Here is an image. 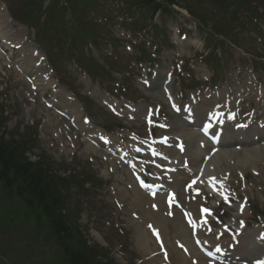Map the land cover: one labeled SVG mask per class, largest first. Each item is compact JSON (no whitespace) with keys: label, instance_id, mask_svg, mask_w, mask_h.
<instances>
[{"label":"rangeland","instance_id":"obj_1","mask_svg":"<svg viewBox=\"0 0 264 264\" xmlns=\"http://www.w3.org/2000/svg\"><path fill=\"white\" fill-rule=\"evenodd\" d=\"M3 1H6V3L10 6L12 14L13 8H15V13L19 12V8L22 9V2H20V0ZM102 1L103 3H107H105L103 7L96 5L94 14H91L90 10L88 9L82 10L81 6L78 7V11H81L86 21V24L83 26V28L90 29L91 34L94 36H98L101 34L102 36L106 35L103 40H100L94 45L89 46L90 51L86 52L87 55L101 59L104 55L111 56L109 55L111 53V58L107 59L106 61L115 62V64H117L118 66H122L118 70H113L111 72L110 78L107 80L111 92H114V90L117 88L116 85L121 83L124 80V77L129 72H136V69L139 70L140 73L142 71V69L140 68L142 66L141 62L144 64V61L140 60V62L137 60V57L139 56V50L136 47V45L141 42V36L135 33V28H129L126 25V18L124 13L125 9L123 7V3L117 2L121 0ZM258 2L264 7V0H258ZM17 18H19V16ZM194 23V20L190 16H178L177 21L165 22L164 24L167 25V29L169 31L167 34V41H173L174 43L177 42V28H179L182 32H185L186 35L196 33L198 30L196 29ZM16 26L19 25L15 24V27ZM12 31L14 32L12 33L15 34V29H13ZM16 32H18V29L16 30ZM22 32L20 34H22ZM0 33L1 36L6 38L2 31H0ZM26 35L29 41L34 40L33 32L28 26L26 27ZM54 35L55 33L50 30L45 35L47 37H50L48 45L43 41V44H36L39 49L42 48L44 51H47L48 54L54 56L55 73L53 74V77L59 80V74H62L67 81L74 85V87L79 86L83 92L95 96L98 101L105 97L104 93L110 94L106 91L108 90L107 88L106 90L103 89V85L89 83L82 71L74 70L73 58L70 59L66 53L61 55H58V52L56 53V48H54L53 42ZM119 36H121L120 38L122 39H124V36L130 37L132 39V42H134L133 46L127 44V47L123 48V45L121 43H116L117 48L115 50V47H112L115 50V52L112 53L111 42L109 41V38H119ZM13 38L14 37H12L11 39L13 40ZM27 39L25 36L26 43ZM189 41V38L179 40V42L184 45H182L184 48L185 44H188ZM194 44L197 45V42H195ZM155 46H157V41L153 42V44L150 45L149 48L152 50L155 48ZM181 49L182 48L180 46L178 47L177 45H174L172 48H160V52L157 54V58L155 60V64H159L156 69L159 68L160 70L161 65H163L164 67L168 66V63L166 62L171 60V58L173 57V51L171 50H175L178 53L179 51H181ZM196 49L197 48H194V52L198 55V51H200V49ZM162 50L170 51L163 52L161 54ZM160 57L166 58L161 60ZM199 59L200 57H197V60ZM10 62H12V60ZM4 63L9 62L2 61L0 63V109H3V114L7 118L6 131L12 133L13 131H15L16 127L18 130H20L22 129L21 126L37 123L39 128L38 148L45 151L48 155L51 156V159H49V161L53 162L54 165H58L57 162L61 161H73L76 164L84 166L85 169H88L90 165L87 161L92 160V162H94V165L97 166H93L94 171L99 176H104L105 178L103 179L104 183L100 187H96L95 191H93V188L89 192L81 191L76 193L72 198V201H74L75 203H79L78 207L82 209V212L80 214L81 221L79 224L81 229L86 233L87 239L91 243L98 242L106 249H108L110 251V254H113L116 257L117 262H119L120 264H166L165 262H160L157 259L158 255L149 257L148 252L144 251V249L140 246L139 241L138 244L140 247L138 246L133 236V231L136 228L137 238V230L141 229L140 227H135V225L140 224L141 221L134 218L131 214L132 207L130 195H126L125 201L120 199L118 195V186L123 187V185L118 181V176L112 173L115 172L121 174L122 170L125 168L116 167L111 171L108 170L110 169L109 161L117 164L115 160H110L107 157L109 153L104 152L100 148L98 149V156H95L94 153L90 150H86V144L83 141L81 130L79 128L72 127L73 124H80L81 115L79 116V122L75 119L72 122H69L67 118V116L70 117L69 114H67L66 116L64 112H60L53 108L52 105H50L49 101L51 102L52 98L50 95V90L40 93L38 90L30 89L29 85L24 81V77L23 81L19 79L20 74H18L16 71V69L18 70V68L13 69L14 64L8 67L5 66ZM34 63L36 64V61ZM34 66L35 65L31 67V70ZM164 67L161 69V76L165 69ZM123 69H127L129 72H125L124 74L119 73ZM159 70L152 74L151 79L157 78V75L160 72ZM135 75L136 73H134L133 75L134 84L140 87L141 84L139 83V80L142 77H137ZM157 79L160 80V77ZM39 80L40 78H37L36 82H38ZM53 82H56V80H53ZM59 83H61L60 80ZM45 85H47L46 82L39 83L38 88L39 86L40 88H44ZM64 88H66V86H64ZM157 94L161 97L163 93L161 91H157ZM115 96L116 97L113 98L108 96L109 98H107V101L104 104L108 107H113V104L110 101L119 98V96ZM136 108L137 111L135 112V114L133 113L135 119L131 120L130 124L134 126L135 131L145 134V130L141 120L143 117V112L145 110V105H143L141 100H139L136 103ZM125 109L126 108H121L116 111V114L123 112L120 115V117L122 118L116 117L115 114L109 115L108 117H116L120 120H127L128 116L125 113ZM75 113L78 114V110ZM103 120L106 121L107 119H105V117H102L101 114L99 115L98 119H96V121L98 122H101ZM93 125L95 126L97 124L93 122ZM116 146L121 147L120 144H117ZM39 151L40 150H38L37 153H39ZM105 156L107 157V159H105ZM262 164H264V160L261 161L260 165ZM101 167H103L105 170L98 169ZM237 167L247 176V178H249V180H246L247 194L252 198L255 197L258 203L264 207V195H262L261 192L256 193V191H258L256 188L258 187H254L255 181L258 179V177H255L250 173V166ZM220 168L221 167H219L218 170H222ZM81 170L82 169L77 168V172H82ZM115 198H117L120 202L118 206L114 204ZM21 209L22 206H20L17 198L14 195L7 196L6 192L3 190L0 184V258L5 263L11 261V258L7 255L9 235H11L13 242L15 240L19 241L15 242V246L18 247L17 251L22 253H25L27 249L26 246H35L32 241H29L30 245H26L24 241H28L29 238H38V235L35 232L34 234H31V236L24 238L22 236L20 226L18 227V229H16V233L14 230V232H11L12 234L8 235L7 228L5 226L8 222L5 220V218L8 220L15 219V223H22L21 220L28 221L24 217L23 211ZM136 212L140 215L138 210H136ZM30 225L32 226L31 222H29L28 224H23V226L29 227ZM15 227H17V225H15L14 228ZM163 228L165 230L167 229L164 225ZM27 231L30 232L28 229ZM146 237L150 238L149 234ZM169 240L171 241V239L165 240V242L167 241L166 244L168 245L169 243L171 244ZM148 245L149 247L153 246V241L148 240ZM172 245H169V248L173 249L174 251L173 247L175 244L172 243ZM36 248L37 250L34 252V254L37 259H35L33 255L25 253L22 254V256H26L25 259L27 261L21 257L20 261L15 262V264H27V262L31 263V260L36 261L37 264H54L56 263V261H58V254L54 252V248H52V245H50V243L45 242L44 238L39 236V242L36 245ZM152 249H156V247H153ZM121 250H124L125 253H121ZM156 251L158 250H155L154 252ZM151 253L152 252H150L149 254ZM45 254L47 256H45Z\"/></svg>","mask_w":264,"mask_h":264},{"label":"bare ground","instance_id":"obj_2","mask_svg":"<svg viewBox=\"0 0 264 264\" xmlns=\"http://www.w3.org/2000/svg\"><path fill=\"white\" fill-rule=\"evenodd\" d=\"M15 24L19 25L18 23H15L9 16L8 13H6V10H0V31L2 29V32L6 36V40H10V45L9 46V54L13 56L14 58H18L20 55H17L15 50L17 49L15 46L21 49L23 54L21 53V58H18L19 61L21 62V65L23 66L24 72H28V74L31 76H35L34 84L37 83H45V76L44 75H37V72H43V62L39 61V57L41 56L39 53L35 51L34 48H26L28 45L26 44V40L22 41V38H12L11 31L15 29ZM20 26V25H19ZM3 28L6 29V31L3 30ZM10 32V34H8ZM1 34V33H0ZM10 35V36H9ZM8 36V37H7ZM15 36V34H14ZM4 38L3 36H1ZM10 37V38H9ZM9 45L8 43H6ZM15 49V50H14ZM8 54V56H9ZM36 61V64L34 62ZM33 65H36L33 67L31 70V67ZM37 78H40L38 82H36ZM47 85L49 82H46ZM42 86V85H40ZM232 131V128H230ZM194 134V133H193ZM192 133H187L183 135L185 139V144L186 148L184 151V156H187L189 158L190 166L193 167L194 172L199 171V166L201 164L202 158L200 157L206 153H208L212 147H204L203 146V139L197 135L193 136L192 139ZM226 145H231V143H227ZM240 150H236L233 147L225 148L224 151L221 149L217 151L216 156L215 154L211 157L210 163L217 164V167L221 166L218 162L224 161L226 157H231L233 160L239 164L245 163L247 158L249 157H259L260 153L258 149H250L252 145H246V142L244 144H240ZM238 165V164H237ZM222 168V167H221ZM174 173V172H173ZM156 176V181L159 182L158 186L160 187L161 183H166L169 184L171 183L170 178L167 176L166 178H160L158 175ZM177 178H181L182 180L187 178L188 175H183L181 172L176 175ZM171 185V184H170ZM174 185V184H173ZM172 186V185H171ZM196 188H199L195 186L194 188L190 189V191L186 194H184L181 197V202H182V209L178 210L176 208H172L171 210L167 209L165 205H161V195H158L155 198H150L147 200L148 203L146 207L147 213L151 216V219L146 221V225L151 224L155 228H159L163 234L165 235V230L163 228V225H173V228H170V231H173V237L174 240H172L174 243L180 245V249L178 247L176 248V260L178 264H204L205 258L204 254H200L194 246H192L191 239L195 238H200L201 236L205 238L212 239V236L206 235L204 232V226L203 224L199 223V218L204 217L200 212H199V207L197 208L196 206L199 205L201 200L199 197L195 196L193 194L194 190ZM139 195H141V192L138 190L134 189V196L137 197V200L139 201ZM149 205H152L154 208H149ZM187 211V214L189 216L188 221L186 220L187 218L183 215V212ZM173 213L172 218H169V214ZM185 223H191L196 224L197 231L195 235H192L191 231H188L187 227H185ZM165 226V225H164ZM137 238L139 241L140 246L144 249L145 252H152L154 253L155 250H159V247L154 243L153 246L148 245V240H152L151 238L146 237L144 232L142 230H137ZM244 235V236H243ZM243 236V237H241ZM166 239H168L166 236ZM165 239V240H166ZM249 239V240H248ZM248 240L249 242H246ZM167 242V241H166ZM166 242H164L166 244ZM164 243L161 245L160 248L164 246ZM170 245V243H169ZM172 245V243H171ZM170 245V246H171ZM173 246V245H172ZM153 247H156V249H152ZM174 248V247H173ZM152 250V251H151ZM178 250V251H177ZM151 253V254H152ZM234 253L245 256L249 259L254 258L255 255H260V253H264V246L259 245L257 242H255L254 237L248 235V233H244L238 237V244L234 248ZM158 260H161V257L159 256L157 258Z\"/></svg>","mask_w":264,"mask_h":264},{"label":"trees","instance_id":"obj_3","mask_svg":"<svg viewBox=\"0 0 264 264\" xmlns=\"http://www.w3.org/2000/svg\"><path fill=\"white\" fill-rule=\"evenodd\" d=\"M25 150L26 141L22 138L5 139L0 132V181L25 200L37 224L48 223V232L66 264H100L94 248L74 239L70 218L63 211V182L43 158L30 161L24 156Z\"/></svg>","mask_w":264,"mask_h":264}]
</instances>
